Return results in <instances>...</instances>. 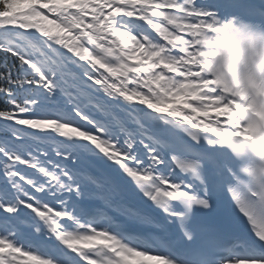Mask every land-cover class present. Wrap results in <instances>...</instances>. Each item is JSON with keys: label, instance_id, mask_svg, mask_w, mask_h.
Masks as SVG:
<instances>
[{"label": "snow or ice", "instance_id": "1", "mask_svg": "<svg viewBox=\"0 0 264 264\" xmlns=\"http://www.w3.org/2000/svg\"><path fill=\"white\" fill-rule=\"evenodd\" d=\"M241 21L264 0H0V264H264V109L205 62Z\"/></svg>", "mask_w": 264, "mask_h": 264}, {"label": "clouds", "instance_id": "2", "mask_svg": "<svg viewBox=\"0 0 264 264\" xmlns=\"http://www.w3.org/2000/svg\"><path fill=\"white\" fill-rule=\"evenodd\" d=\"M205 48L206 72L244 102L246 115L264 109V26L241 21L214 33Z\"/></svg>", "mask_w": 264, "mask_h": 264}, {"label": "bare ground", "instance_id": "3", "mask_svg": "<svg viewBox=\"0 0 264 264\" xmlns=\"http://www.w3.org/2000/svg\"><path fill=\"white\" fill-rule=\"evenodd\" d=\"M138 101V100H137ZM201 119H203V118H201ZM222 120H223V118H221Z\"/></svg>", "mask_w": 264, "mask_h": 264}]
</instances>
